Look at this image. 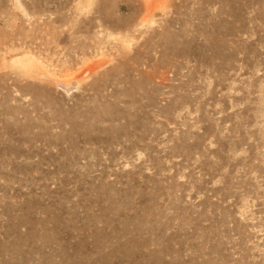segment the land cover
Masks as SVG:
<instances>
[{"label": "rangeland", "instance_id": "374dc122", "mask_svg": "<svg viewBox=\"0 0 264 264\" xmlns=\"http://www.w3.org/2000/svg\"><path fill=\"white\" fill-rule=\"evenodd\" d=\"M0 264H264V0H0Z\"/></svg>", "mask_w": 264, "mask_h": 264}, {"label": "bare ground", "instance_id": "6f19581e", "mask_svg": "<svg viewBox=\"0 0 264 264\" xmlns=\"http://www.w3.org/2000/svg\"><path fill=\"white\" fill-rule=\"evenodd\" d=\"M62 83H63V81H62ZM69 85H70V84H69ZM69 85H68V86H69ZM64 87H65V86H64ZM69 87H70V86H69ZM69 87H68V88H69ZM68 88H66V89H68Z\"/></svg>", "mask_w": 264, "mask_h": 264}]
</instances>
